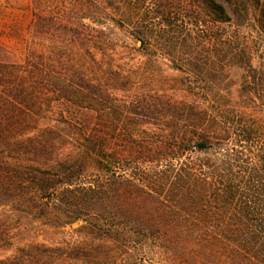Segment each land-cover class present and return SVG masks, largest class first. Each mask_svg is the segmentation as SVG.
Wrapping results in <instances>:
<instances>
[{"label": "trees", "instance_id": "16d2710c", "mask_svg": "<svg viewBox=\"0 0 264 264\" xmlns=\"http://www.w3.org/2000/svg\"><path fill=\"white\" fill-rule=\"evenodd\" d=\"M170 1L37 14L24 59L0 62V249L21 243L0 264H139L141 252L150 263L264 264V156L250 165L229 146L251 132L191 92L146 91L193 90L203 64L241 52L229 34L181 30ZM248 1L189 3L196 25L264 28ZM117 22L133 24L139 47ZM15 211L31 224L9 222ZM33 230L64 237L39 243Z\"/></svg>", "mask_w": 264, "mask_h": 264}, {"label": "rangeland", "instance_id": "374dc122", "mask_svg": "<svg viewBox=\"0 0 264 264\" xmlns=\"http://www.w3.org/2000/svg\"><path fill=\"white\" fill-rule=\"evenodd\" d=\"M82 0H0V62H20L24 59L27 52V39L30 37V24L37 14L43 16L57 15L63 12L71 11L79 8ZM143 1L141 6L144 11L155 10L154 0H124L126 4H132ZM183 2L184 4H182ZM248 9L250 12H264V0L248 1ZM171 6L165 10L169 12L171 22L181 27V30L187 31L189 28L202 31L205 36L213 32L223 33L225 36L229 34L233 47L240 48L238 55L228 57L222 63L218 57L211 58L207 64H203L204 71L207 73V80L203 77L198 79L193 85V90H146L159 91L168 95L176 94L177 96L190 95L203 106H208L215 111L223 112L227 121L231 124L237 122L239 128L246 129L251 132L250 139H242L237 146L235 142H230V147H235L243 152V159L251 164L259 162L261 156H264V28L256 24L254 20H246L240 27L236 24H220V26L212 29L204 22L196 25L193 19L195 12L200 11L191 7L189 0H171ZM202 12V11H201ZM146 24L154 26L158 20L148 21ZM85 23L93 25L89 19H85ZM114 23L109 25L113 26ZM120 38L126 40L129 44L139 47L140 42L132 39L131 30L133 24L124 25L115 23ZM114 25V26H115ZM129 36V37H126ZM181 37V36H180ZM174 40V39H173ZM246 49L248 53H243L242 49ZM164 58V57H162ZM161 58V59H162ZM163 61L166 59H162ZM224 68L225 78L217 79L216 70ZM169 76H181L180 72L168 70ZM220 112V113H221ZM155 122L157 120H154ZM245 138V137H244ZM199 157V156H195ZM204 155H200V158ZM211 157V156H209ZM215 159V158H213ZM9 222L23 224H31L32 219L15 211L9 214ZM0 210V218H2ZM19 216V217H18ZM37 221L36 224H40ZM80 223L65 228L66 233H72ZM32 236L38 237L31 239L39 243L49 244L52 239L57 240L63 238L64 235L57 230H50L48 234L40 230H33ZM26 238L27 235H19L18 238ZM67 237V236H66ZM28 238V237H27ZM21 243L17 242L14 248L0 249V259L11 256L15 252V248ZM139 258L142 261L139 264H168L163 260H155L148 262L149 256L141 252ZM144 260V261H143Z\"/></svg>", "mask_w": 264, "mask_h": 264}]
</instances>
